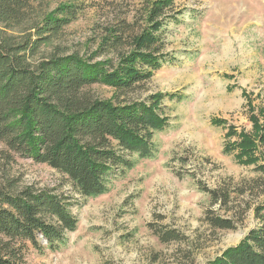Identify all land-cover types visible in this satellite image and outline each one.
Returning <instances> with one entry per match:
<instances>
[{
    "label": "rangeland",
    "instance_id": "1",
    "mask_svg": "<svg viewBox=\"0 0 264 264\" xmlns=\"http://www.w3.org/2000/svg\"><path fill=\"white\" fill-rule=\"evenodd\" d=\"M151 1L30 0L27 21L4 33H33V25L59 5L75 3L82 9L76 19L43 44L32 63L75 53L92 63L116 64L115 52L95 55L104 29L124 22L136 32L138 11ZM173 9L175 21L161 34L166 61L150 80L117 97L173 98L162 102L166 125L155 134L154 159L140 160L113 179L108 193L83 198L56 170L0 143V188L68 196L78 221L64 247L29 248L25 264H207L257 226L254 210L264 202V173L237 163L223 149L241 132L252 133L250 116L264 107V0H173ZM87 92L102 100L113 95L98 84ZM231 128L235 136L227 138ZM207 190L229 200L214 204ZM207 214L230 219L235 228L214 229ZM165 231L179 240L162 243L158 234Z\"/></svg>",
    "mask_w": 264,
    "mask_h": 264
},
{
    "label": "trees",
    "instance_id": "2",
    "mask_svg": "<svg viewBox=\"0 0 264 264\" xmlns=\"http://www.w3.org/2000/svg\"><path fill=\"white\" fill-rule=\"evenodd\" d=\"M81 10L75 3L59 5L33 25V33L11 37L4 29L27 21L30 0H0V143L21 158L56 170L79 195L93 198L108 193L110 182L138 161L156 156L154 137L166 125L162 102L173 98L157 93L129 102L117 97L133 92L162 67L167 57L161 34L176 13L173 0H152L138 11L136 32L131 34L124 22L106 27L95 55L115 52L116 64L110 59L92 63L75 53L32 63L40 47ZM97 84L113 90L110 99L89 95L87 89ZM249 120L252 133L241 132L223 152L264 173V107ZM233 136L231 128L227 138ZM205 192L214 204L229 200V195ZM70 200L50 189L0 188V264H25L29 248L56 252L64 247L66 234L78 224ZM254 216L257 226L207 264H264V202ZM205 218L214 229L235 228L230 219ZM158 237L162 243L179 240L174 231Z\"/></svg>",
    "mask_w": 264,
    "mask_h": 264
}]
</instances>
